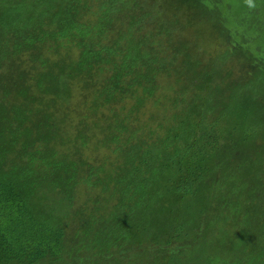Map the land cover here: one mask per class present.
<instances>
[{"label":"trees","instance_id":"1","mask_svg":"<svg viewBox=\"0 0 264 264\" xmlns=\"http://www.w3.org/2000/svg\"><path fill=\"white\" fill-rule=\"evenodd\" d=\"M41 263L264 264V0H0V264Z\"/></svg>","mask_w":264,"mask_h":264},{"label":"rangeland","instance_id":"2","mask_svg":"<svg viewBox=\"0 0 264 264\" xmlns=\"http://www.w3.org/2000/svg\"><path fill=\"white\" fill-rule=\"evenodd\" d=\"M228 10H230V9H228ZM42 264V263H41Z\"/></svg>","mask_w":264,"mask_h":264}]
</instances>
